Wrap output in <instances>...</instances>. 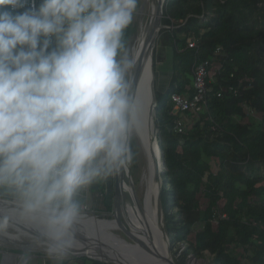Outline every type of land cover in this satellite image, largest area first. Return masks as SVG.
<instances>
[{"label":"clouds","instance_id":"1","mask_svg":"<svg viewBox=\"0 0 264 264\" xmlns=\"http://www.w3.org/2000/svg\"><path fill=\"white\" fill-rule=\"evenodd\" d=\"M139 3L0 0V235L30 233L49 264L77 246L81 194L133 161L143 109L126 32Z\"/></svg>","mask_w":264,"mask_h":264},{"label":"trees","instance_id":"2","mask_svg":"<svg viewBox=\"0 0 264 264\" xmlns=\"http://www.w3.org/2000/svg\"><path fill=\"white\" fill-rule=\"evenodd\" d=\"M161 23L160 44L171 49V66L166 88L155 92V124L165 161L163 227L171 247L184 246L176 263L208 252L205 264H264V0H164ZM134 32L133 21L127 45ZM189 33L197 39L194 48L187 46ZM163 51L153 52L154 73ZM206 60L215 70L204 111L174 116L171 95L190 97L194 64ZM188 115L191 125L176 132L175 119ZM132 147L134 162L133 141ZM104 184L97 182L95 192ZM110 198L112 192L101 199L107 213ZM76 259L110 264L85 257L65 264Z\"/></svg>","mask_w":264,"mask_h":264},{"label":"water","instance_id":"3","mask_svg":"<svg viewBox=\"0 0 264 264\" xmlns=\"http://www.w3.org/2000/svg\"><path fill=\"white\" fill-rule=\"evenodd\" d=\"M164 0H156V16L153 20L151 27L147 33L145 46L141 53L138 55L136 59L135 69L131 76L132 87L134 88L135 83L144 68V64L149 65L150 72L152 75V86H153V101L150 105V118L154 126V136L153 143L155 145V152H158V155L161 160L162 170L165 168V161L162 158V152L158 146V132L155 124V116H156V94H155V73L153 70V51L156 38L163 28L161 23L162 19V6ZM144 5L141 6V9ZM147 22V21H146ZM146 24V23H145ZM159 180V176H157ZM123 181L129 183L135 193L134 186L132 184L131 175L129 171V167L122 169L119 173L113 174V182L112 190V212L110 214V218H99L98 215H90L95 218L96 221H100L101 224H87L83 225L81 222L77 221L75 225V233L77 239V246L73 250L71 256L69 258H89L92 260L100 261L103 263L110 264H125L122 259L127 255H132L134 260L137 262H145L144 264H152L153 259L147 258L145 254H153V256L157 257V259L161 260L163 264H177L173 259L170 253V241L163 227V211L160 203V186L157 190V205L160 213V232L164 239V244L166 246L165 254L160 253L159 250L147 248L141 241L139 235L135 232L134 228L129 223L128 219L124 216L122 212L123 206ZM0 209H9V205L0 202ZM88 214H81L82 216H86ZM115 231H120L123 233V236L115 233ZM28 233V232H27ZM26 237L31 238V234H26ZM8 242L15 244L16 246L22 247L24 251H29L31 248H34L30 242L16 241V240H7ZM134 246H138L141 248L142 253L139 249H133ZM18 247V248H19ZM93 251L94 256L88 254V252ZM107 252L110 256L105 255ZM92 253V252H91ZM103 254L106 259L97 258V255ZM143 257V258H141ZM68 258V259H69ZM138 258V259H137ZM127 260V259H125ZM145 260V261H142ZM191 261L196 260L194 257L190 259ZM190 260L186 262L189 264Z\"/></svg>","mask_w":264,"mask_h":264},{"label":"bare ground","instance_id":"4","mask_svg":"<svg viewBox=\"0 0 264 264\" xmlns=\"http://www.w3.org/2000/svg\"><path fill=\"white\" fill-rule=\"evenodd\" d=\"M145 3L149 7V15L145 25L141 26V31L137 36V39L131 46V52L134 53L135 59L141 53L145 46V41L149 28L151 27L153 20L156 16V0H145ZM145 7V5H144ZM146 12V11H145ZM148 12V11H147ZM143 24V23H142ZM133 74V73H132ZM152 75L150 72L149 65L144 64V68L140 73L135 86L134 91L142 105V116H143V132L137 137L139 144L142 148L143 155L145 157V169L142 175L143 182V198L140 201L134 193L132 186L123 181V208L122 212L128 219L135 232L139 235L142 243L150 249L159 250L160 253L165 254L166 246L164 239L160 232V213L157 205V190L160 186V182L157 176L163 171L161 166V160L158 152H155V145L153 143L154 126L150 118V105L153 101V86H152ZM141 181V180H140ZM9 214L8 210L0 209V216ZM81 218V217H80ZM78 220L83 225L87 224H101L100 221H96L90 215L82 216V219ZM14 230L15 234L10 233L7 235H0V240H16L21 241V237L28 234L19 227L13 226L10 228ZM133 249H139L142 253L141 248L134 246ZM92 252V253H91ZM90 255H95L93 251L88 252ZM105 255L110 256L107 252ZM147 258L153 259L152 264H163L161 260L153 256V254H145ZM122 259L125 264H144L145 262H137L134 260L132 255L124 256ZM97 258L106 259V257L97 255ZM143 258V257H141ZM138 259V258H137ZM145 261V260H142ZM195 263V262H194ZM191 264V263H190Z\"/></svg>","mask_w":264,"mask_h":264},{"label":"rangeland","instance_id":"5","mask_svg":"<svg viewBox=\"0 0 264 264\" xmlns=\"http://www.w3.org/2000/svg\"><path fill=\"white\" fill-rule=\"evenodd\" d=\"M142 5H145V7L143 6L141 9ZM148 15H149L148 5L145 3V0H140L139 7L137 10L135 19H134L135 32L131 36V39L127 45L130 50H131L132 44L137 39V36L139 35V33L141 31V26L145 25L147 18H148ZM164 50L165 51H163V48H161L160 36L158 34L156 41H155V45H154V51L158 52V53H161L163 51V53L165 55V59L162 62L156 63V67H155L156 73H155V81H154L155 83L154 84H155V88H156L155 91H158V92L163 91L166 88V86L168 84L167 80L169 79V78L167 79L166 75H164L163 73H167V70L170 66L169 62L171 59V56H170L171 55V49L166 48ZM159 72H161L160 74H163L164 77L159 76ZM191 118L192 117L190 115L182 117V120H183L184 125H185V129L189 125H191V123H192ZM132 141L134 142L135 147H136V159L134 161L135 163L132 162L128 167H129V171H130V175H131L132 184H133L134 189H135V193H136L138 199L140 201H142V198H143L142 197L143 196L142 175H143V171L145 169L146 163H145V157L143 155L142 148L139 144L137 137H134ZM212 169L213 170L216 169L214 164L212 165ZM160 174H159V182H160V186H161L162 180L160 178ZM109 178L113 182V175L109 176ZM104 181H105V184L103 186V190H104L103 192H100V191L95 192L96 189L94 191L92 189L91 190L92 193L88 194V201L86 202V205L88 207V211H87L88 215H98L99 218H110V214L112 211L110 213L105 212V209H103V206H102L101 199H102L103 194L110 195L112 190L109 189L108 177L105 178ZM111 185H110V188H112ZM112 197H113V193H112ZM110 200L112 201L111 198H110ZM162 217H163V215H162ZM9 232L15 234L14 230H12V229H10ZM115 233L119 234L120 236H123V233L120 231H115ZM21 240L23 242H30L31 238L23 236V237H21ZM179 245H180V248L182 250L184 247L183 244H179ZM18 247L19 246H16L15 244H12L8 241L0 240V255H1V257H3V260L5 261L8 258V255H6V253L10 252V253L21 254V253H18L17 251H22V253H25V254L29 253V252L31 253V264H45V261H47L46 257L43 255V253L40 252L38 249L31 248V250H29V251H24L22 249V247H19V248ZM181 250L179 249V247L177 245H175L173 247L170 246V253H171V256L173 257V259L175 261H176V257L179 255V252H181ZM192 257L193 256H189V258L186 260V262L188 260L192 259ZM69 259H71V258H69ZM72 259H74V258H72ZM195 259L196 260H194V261L190 260L189 264L190 263L191 264H205L212 259V256L208 252H205V259H197V258H195ZM41 260H42V263H41ZM186 262H185V264H186ZM4 264H7V263L5 262ZM47 264H48V261H47Z\"/></svg>","mask_w":264,"mask_h":264},{"label":"built area","instance_id":"6","mask_svg":"<svg viewBox=\"0 0 264 264\" xmlns=\"http://www.w3.org/2000/svg\"><path fill=\"white\" fill-rule=\"evenodd\" d=\"M187 46L189 48H194L197 46V39L193 33H189L187 39ZM221 51L220 47H217L215 52L218 53ZM210 63L206 61H198L194 64L193 67V93L190 97H184L179 94H172L171 101L173 103L172 114L174 116L178 114H183L185 112H192L198 114L199 112L204 111L206 106L205 95L207 93V82L214 75L215 68H209ZM220 96V93H217ZM185 129V125L182 119L176 118L174 121V130L178 133H182ZM83 196L87 199L88 197V188L83 192ZM85 199V200H86ZM83 204L82 213L87 214L88 207L86 201ZM225 217V215H221ZM214 224H217L216 219L212 220ZM264 228V225H263ZM25 253L18 254L15 264H20L21 257Z\"/></svg>","mask_w":264,"mask_h":264},{"label":"crops","instance_id":"7","mask_svg":"<svg viewBox=\"0 0 264 264\" xmlns=\"http://www.w3.org/2000/svg\"><path fill=\"white\" fill-rule=\"evenodd\" d=\"M169 64H170V62H169ZM171 66V65H170ZM170 66H169V68H168V70H167V73H163L164 75H166V77H167V79L168 78H170ZM169 71V72H168ZM161 72H159V76H162V77H164L163 76V74H160ZM169 73V74H168ZM169 81V79L167 80V82ZM93 189V191L96 189L95 188V183L93 184V185H91V186H89V188H88V194H91L92 192H91V190ZM81 199H82V203H84L85 201L87 202L88 201V197H87V199L83 196V193L81 194ZM86 199V200H85ZM6 255H8V258L4 261L3 260V257H1V263L0 264H4L5 262L7 263V264H15L16 263V260H17V256H18V254L17 253H6ZM3 256V255H2ZM3 262V263H2ZM70 264H83V261H81V260H78V259H76V260H73Z\"/></svg>","mask_w":264,"mask_h":264}]
</instances>
